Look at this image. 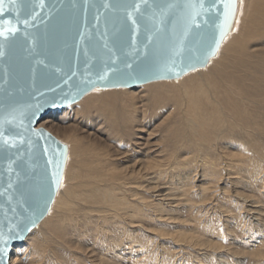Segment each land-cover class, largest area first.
<instances>
[{"label": "water", "instance_id": "1", "mask_svg": "<svg viewBox=\"0 0 264 264\" xmlns=\"http://www.w3.org/2000/svg\"><path fill=\"white\" fill-rule=\"evenodd\" d=\"M194 3L0 5V29H18L0 36V264H10L13 246L44 219L62 185L68 145L38 122L96 87L178 79L206 66L231 31L238 0H203V10Z\"/></svg>", "mask_w": 264, "mask_h": 264}, {"label": "bare ground", "instance_id": "2", "mask_svg": "<svg viewBox=\"0 0 264 264\" xmlns=\"http://www.w3.org/2000/svg\"><path fill=\"white\" fill-rule=\"evenodd\" d=\"M138 86L94 88L79 102H74L82 105L78 110L87 112L83 115L85 117L83 119L80 118L81 112L74 109L76 106L74 103L52 110L42 118L45 122L43 124H49L48 126L60 137L69 139L76 130V133L78 132V137L74 138L76 143L86 140L90 145L80 152L84 154L79 167L81 171L78 169L72 172V179L75 181L71 184H66L69 166H65L62 185L52 202L50 213L48 212L51 214L55 208H60L59 218L54 217L56 220L50 221L47 213V217L45 216L46 218L44 217L40 222V224L44 222L48 224L52 237L46 240L42 249L36 253L32 252L37 254L36 257L39 260H34L36 257L33 256L34 259L25 258L23 255L29 249V243L34 234L39 232L38 224V227L36 226L23 242L13 246L12 254H10L11 264H86V262L88 264H118L116 260L110 259L103 249L93 246L94 242L89 236L91 226L87 221L90 211H86L85 206L97 205L100 209L105 207L103 211L109 208L113 210V213L128 215L136 220L141 216L138 208L129 212L130 209L132 210L131 205L113 192L109 183L117 180L118 173L129 175L137 171L140 164H142L139 166L141 172L149 168H158L166 162L165 159L171 155L164 154L165 147H161L163 139L158 134L167 123L168 125L170 122L179 123L178 127L174 125L175 140L178 137L183 145L186 144L192 148L183 149L180 154L189 155L196 151L199 156L208 158L207 149L201 151V146L206 148L210 137L218 132L220 142L217 141V147H223L221 152L226 158L230 157V160L238 159L239 161L244 158V148L238 147V142L248 149L249 144H252L254 151L264 158V154L261 153L264 151L262 145L264 140V0H238L231 31L224 38L216 55L204 68L193 70L175 80H154L147 84L143 83L141 89ZM64 115L73 125L70 124V127L64 125V118H66ZM169 129L171 132V128ZM163 130H165L164 127ZM127 131L136 136H134V143L139 142L142 146L145 145L146 159L135 160L132 164H128L129 153L125 146L119 143L121 138H125L124 133ZM113 133L118 134L113 136ZM165 139L169 141L168 138ZM221 142H224L223 146ZM227 145H234L235 148L225 147ZM154 147L160 148L155 149V154L152 156ZM249 151L251 152L250 149ZM240 153L242 154L238 155ZM103 211L101 213H105ZM110 217L106 214L104 218L110 221ZM95 224L98 226V223ZM81 233L88 235L89 241L87 238L80 239ZM181 237L184 236L181 235ZM63 254L69 257L64 258Z\"/></svg>", "mask_w": 264, "mask_h": 264}, {"label": "rangeland", "instance_id": "3", "mask_svg": "<svg viewBox=\"0 0 264 264\" xmlns=\"http://www.w3.org/2000/svg\"><path fill=\"white\" fill-rule=\"evenodd\" d=\"M141 85H137L139 89H141ZM122 88L131 87L122 86ZM75 105L74 109L76 110L82 107L79 104ZM80 112L82 115L80 118H85L83 115L87 112ZM64 117L66 127H70V124L73 125L66 115ZM43 121L41 119L37 127L46 128L60 141L68 145L66 166L69 167L66 184H71L75 181L72 179V172L78 169L81 171L79 167H81L80 162L84 154L80 152L83 148L84 150L88 148L90 144L86 140L76 143L77 141L74 139L78 137L76 130L73 131L72 137L64 139L57 135L54 129L49 127V124H43L45 123ZM174 125L178 127L179 123L170 122V125L167 123L163 126L165 130L163 127L159 130L158 135L163 139L161 147H165L164 154L168 155L169 153L171 155L165 159L164 164L158 168H149V170H142L141 172L139 166L142 164H140L137 171L129 175L118 173L117 180L109 183V186L114 190L113 192H116L120 198L122 197L131 205L132 210L130 209L129 212L138 208L141 212V218L136 220V218H131L128 215L116 214L109 208L103 211L105 207L100 209V206L97 205L85 206V210L90 211L87 221L91 226L89 236L94 242L92 243L93 246L103 249L107 253L106 255L110 259L116 260L118 264H264V158L254 151L252 144L248 146L250 152L248 148L238 142V147L244 148L245 156L240 159L244 161L241 162L232 158L230 160V157L227 159L221 152L223 147H217L218 142H220L218 132L215 133V136L210 137L206 148L201 146V151L207 149L208 158L207 156L204 158L199 156L196 151L189 155L180 154L183 149L192 148L186 144L183 145L178 137V141L175 140ZM169 128H171V132H169ZM129 131L124 133L125 138H121L119 143L127 149L129 153L127 161L128 164H132L135 160L146 159V153L144 151L145 145L142 146L139 142L134 143L135 135H131ZM117 134L115 133L113 136H117ZM165 138H168L169 141ZM70 139L72 140L70 141ZM262 142L264 149V140ZM230 146L232 149L235 148L234 145L225 147L230 148ZM159 148L154 147V150L152 149V156L155 154V149ZM261 153L264 154V151ZM209 164L210 166H208ZM60 210V208H55L51 214H49L50 212L47 214L50 221L59 218ZM102 211L105 213H101ZM106 214L111 216V222L104 218ZM95 223H98V226ZM38 226L37 231L39 232L34 234L30 240L29 249L23 254L25 258L34 259L37 255L35 254L36 251L42 249L46 240H50L52 237L46 222L39 223ZM97 229L101 230V234ZM93 230L95 232H92ZM83 234L81 233L79 238L81 237L80 239L83 240L87 238L89 241V236ZM181 235L184 237L186 235L185 239ZM190 237L194 239L192 240ZM10 254H12V250ZM28 255L30 256L28 257ZM63 257L69 256L64 255ZM34 260L39 259L36 257ZM9 263L11 264V261ZM86 264L88 263L86 262Z\"/></svg>", "mask_w": 264, "mask_h": 264}, {"label": "snow or ice", "instance_id": "4", "mask_svg": "<svg viewBox=\"0 0 264 264\" xmlns=\"http://www.w3.org/2000/svg\"><path fill=\"white\" fill-rule=\"evenodd\" d=\"M38 4L39 5H42L43 4V0H37ZM146 2V0H145ZM4 3V0H0V5H2ZM199 7L201 10H203L204 8V4H203V0H198V3H194L193 4V7ZM3 9L0 8V11H2ZM133 11L134 12H137L139 11V6L138 5H133ZM199 13H197L198 15ZM131 15V13L129 14ZM21 23H26V21H21ZM133 23H135V21H133ZM193 23H195V19L193 18ZM18 29L17 28H4V29H0V36H5V35H10L12 33H15L17 32Z\"/></svg>", "mask_w": 264, "mask_h": 264}]
</instances>
